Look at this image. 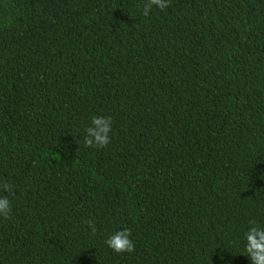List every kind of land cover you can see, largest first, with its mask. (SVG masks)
I'll return each instance as SVG.
<instances>
[{
    "label": "trees",
    "instance_id": "trees-1",
    "mask_svg": "<svg viewBox=\"0 0 264 264\" xmlns=\"http://www.w3.org/2000/svg\"><path fill=\"white\" fill-rule=\"evenodd\" d=\"M145 3L0 0V264H252L264 0ZM124 228L132 254L105 243Z\"/></svg>",
    "mask_w": 264,
    "mask_h": 264
},
{
    "label": "clouds",
    "instance_id": "clouds-1",
    "mask_svg": "<svg viewBox=\"0 0 264 264\" xmlns=\"http://www.w3.org/2000/svg\"><path fill=\"white\" fill-rule=\"evenodd\" d=\"M153 6L164 10L170 6V0H146L143 5V15L148 17ZM112 118L110 116L94 115L90 125L85 129L84 144L88 148L103 149L110 145V133L112 131ZM0 190L6 193L12 192V186L8 183L0 184ZM13 211L12 201L7 195L0 196V218L11 219ZM251 226L245 233V252L252 261V264H264V227L256 225L255 221L250 222ZM87 226L94 235L97 232L95 223L92 220L86 221ZM132 232L124 228L110 235L105 243L117 254H132L135 251V242L131 238Z\"/></svg>",
    "mask_w": 264,
    "mask_h": 264
}]
</instances>
